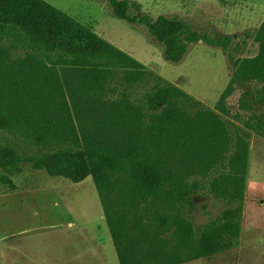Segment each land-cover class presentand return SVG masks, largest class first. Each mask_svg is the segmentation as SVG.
Wrapping results in <instances>:
<instances>
[{
  "label": "trees",
  "instance_id": "16d2710c",
  "mask_svg": "<svg viewBox=\"0 0 264 264\" xmlns=\"http://www.w3.org/2000/svg\"><path fill=\"white\" fill-rule=\"evenodd\" d=\"M108 2L117 18L145 25L171 63L198 41L222 51L231 73L214 110L47 1L0 0V184L14 189L11 177L26 161L74 183L91 175L120 264L221 252L240 235L246 184L249 133L234 122L264 138V110L252 114L264 109V19L234 35L199 33L181 19L130 15L129 0ZM250 46L255 53L245 54ZM15 134L53 146L26 158ZM218 165L227 172L211 189L236 206L222 213L221 229L196 236L187 213L198 185L185 175Z\"/></svg>",
  "mask_w": 264,
  "mask_h": 264
},
{
  "label": "rangeland",
  "instance_id": "374dc122",
  "mask_svg": "<svg viewBox=\"0 0 264 264\" xmlns=\"http://www.w3.org/2000/svg\"><path fill=\"white\" fill-rule=\"evenodd\" d=\"M45 1L214 110L231 73L219 48L198 41L180 62L171 63L146 26L117 18L108 0ZM129 1L130 15L146 14L152 20L159 15L181 19L199 33L214 30L234 35L258 27L264 19V0ZM255 51L250 46L245 54ZM240 89L229 102L234 104L239 99ZM263 110L254 106L252 114ZM80 117L84 119L86 113ZM234 125L249 133L240 235L229 240L225 250L182 264H264V138L239 122ZM10 139L26 158L36 159L53 146L29 143L17 134L10 135ZM199 169L185 175L188 184L198 185L190 195L194 209L187 213L196 236L207 228L221 229L222 213L236 206L235 201L217 196L211 189L212 180L226 173V167L218 165L205 173ZM11 178L14 189L0 184V264H120L91 175L74 183L44 169L36 170L32 162L26 161ZM151 213L156 215L154 208Z\"/></svg>",
  "mask_w": 264,
  "mask_h": 264
},
{
  "label": "crops",
  "instance_id": "0c3cea01",
  "mask_svg": "<svg viewBox=\"0 0 264 264\" xmlns=\"http://www.w3.org/2000/svg\"><path fill=\"white\" fill-rule=\"evenodd\" d=\"M92 30V29H91ZM93 31V30H92ZM94 32V31H93ZM95 33V32H94ZM96 34V33H95ZM102 38V37H101ZM105 40V39H104ZM108 42V41H107ZM109 43V42H108ZM111 44V43H110ZM114 46V45H113ZM116 47V46H115ZM117 48V47H116ZM118 49V48H117ZM120 50V49H119ZM125 53V52H124ZM125 54H127V53H125ZM127 55H129V54H127ZM130 56V55H129ZM131 58H133L132 56H130ZM134 59V58H133ZM135 60V59H134ZM135 61H137V60H135ZM138 62V61H137ZM138 63H140V62H138ZM141 64V63H140ZM141 65H143V64H141ZM194 260H191V261H189V262H193Z\"/></svg>",
  "mask_w": 264,
  "mask_h": 264
}]
</instances>
